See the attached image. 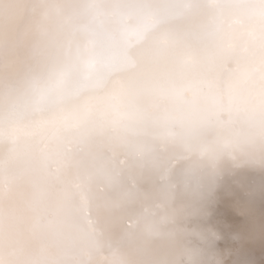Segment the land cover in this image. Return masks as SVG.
Here are the masks:
<instances>
[{"label": "bare ground", "instance_id": "1", "mask_svg": "<svg viewBox=\"0 0 264 264\" xmlns=\"http://www.w3.org/2000/svg\"><path fill=\"white\" fill-rule=\"evenodd\" d=\"M153 17L145 69L125 70L114 35ZM157 77L194 101L216 77L233 111L161 147ZM121 82L127 137L100 120ZM0 264H264V0H0Z\"/></svg>", "mask_w": 264, "mask_h": 264}, {"label": "clouds", "instance_id": "2", "mask_svg": "<svg viewBox=\"0 0 264 264\" xmlns=\"http://www.w3.org/2000/svg\"><path fill=\"white\" fill-rule=\"evenodd\" d=\"M163 18L153 17L146 24L129 26L126 23L114 39L120 45V51L125 57L123 68L128 71H143L145 60L136 55L138 50L147 43V36L151 29L164 24ZM170 41H164L162 47ZM88 63L87 78L95 87L104 89L107 86V68L102 56L90 51L84 58ZM72 72L71 67L62 70L61 79L54 82V86L63 82ZM154 105L158 109L153 125L152 136L161 147L169 144L186 145L188 140L198 136L202 129L219 124V112L233 111L232 100L227 89H221L216 77L210 78L199 90V99L194 101L189 86L175 88L170 86L163 77H157L152 81ZM112 101L110 107L100 114L101 125L104 129L118 136L127 137L135 131V121L138 111L137 101L124 86V83L113 89L110 93ZM213 101L216 106L214 116L211 119L202 118L200 112ZM232 119H236L235 116ZM235 147L224 143V149ZM135 156H143V150L130 153ZM54 215V213L52 214ZM163 236V233H155Z\"/></svg>", "mask_w": 264, "mask_h": 264}, {"label": "rangeland", "instance_id": "3", "mask_svg": "<svg viewBox=\"0 0 264 264\" xmlns=\"http://www.w3.org/2000/svg\"><path fill=\"white\" fill-rule=\"evenodd\" d=\"M127 221H130V222H132L131 220H127ZM125 223H127V222H125ZM117 243H118V242H117ZM110 254L112 255V254H113V252H111Z\"/></svg>", "mask_w": 264, "mask_h": 264}]
</instances>
